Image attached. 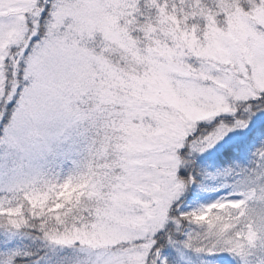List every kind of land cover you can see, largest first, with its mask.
I'll use <instances>...</instances> for the list:
<instances>
[{"label": "snow or ice", "instance_id": "6c2138e0", "mask_svg": "<svg viewBox=\"0 0 264 264\" xmlns=\"http://www.w3.org/2000/svg\"><path fill=\"white\" fill-rule=\"evenodd\" d=\"M41 260L264 264V0H0V264Z\"/></svg>", "mask_w": 264, "mask_h": 264}, {"label": "trees", "instance_id": "16d2710c", "mask_svg": "<svg viewBox=\"0 0 264 264\" xmlns=\"http://www.w3.org/2000/svg\"><path fill=\"white\" fill-rule=\"evenodd\" d=\"M250 155V152L233 151L229 145L212 158L196 157L193 172L197 183L194 185V190L198 193H207L219 189L225 182V177L219 173L231 165L246 163ZM33 248L35 249L36 245H33Z\"/></svg>", "mask_w": 264, "mask_h": 264}, {"label": "rangeland", "instance_id": "374dc122", "mask_svg": "<svg viewBox=\"0 0 264 264\" xmlns=\"http://www.w3.org/2000/svg\"><path fill=\"white\" fill-rule=\"evenodd\" d=\"M230 144H231V142H228V141L222 142V143L218 144L217 146H215L213 149H210L203 154H199V155L195 156L194 160L196 159V157H200L203 159L212 158L213 156L220 153L224 148H226ZM192 170H193V168H192ZM194 185L195 184H193L189 190V201H188V203L192 206H195L197 203H202V202H205L207 200L214 199V198H216V196L222 195V194L231 190L230 188L220 187L219 189H217L215 191H210L207 193H198L197 191L194 190ZM40 264H45V262L43 260H41Z\"/></svg>", "mask_w": 264, "mask_h": 264}]
</instances>
